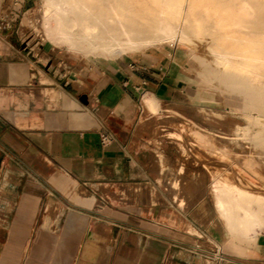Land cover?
Returning <instances> with one entry per match:
<instances>
[{
  "label": "crops",
  "instance_id": "0c3cea01",
  "mask_svg": "<svg viewBox=\"0 0 264 264\" xmlns=\"http://www.w3.org/2000/svg\"><path fill=\"white\" fill-rule=\"evenodd\" d=\"M13 54L0 48V264H211L201 250L214 246L227 258L218 264H264V220L248 240L205 234L215 245L203 249L183 213L112 195L128 180L125 144L141 93L155 111V97L175 88L168 61L145 55L131 61L137 70L116 60L57 70L42 52ZM251 201L249 212L264 216V203Z\"/></svg>",
  "mask_w": 264,
  "mask_h": 264
},
{
  "label": "rangeland",
  "instance_id": "374dc122",
  "mask_svg": "<svg viewBox=\"0 0 264 264\" xmlns=\"http://www.w3.org/2000/svg\"><path fill=\"white\" fill-rule=\"evenodd\" d=\"M113 1L98 3L106 6ZM200 1V5L207 3L217 13H223L230 25L215 29L210 20H203L202 36L189 32L192 44L152 41L141 53L122 54L94 49L78 51L62 44L57 37L49 38L42 23L45 0H0V48L13 51L14 56L27 52L29 56H38L42 52L39 58L46 61L50 57L49 64L57 70L80 68L84 61L96 64L113 60L125 62L130 68L131 61L145 55H153L159 62L168 61L167 71L176 75L175 88L161 101L155 97V111L146 107L141 100L146 93H141L139 119L125 144L128 180L117 185L112 195L129 205L147 202L159 206L164 213H183L191 222L190 240L207 249L215 245L211 243L212 235L223 239L228 233L213 199V176L222 178L228 191L240 192L238 202L242 205L254 202L248 201L251 199H256V205L264 203V2L246 0L253 17H259L251 28L245 16L241 23L237 19L235 12L241 7L237 1ZM241 30L257 35V43L262 45L257 58L260 64L251 73L217 63V44L223 45L222 52L234 61L237 59L230 55L231 50L235 52V41L224 43L220 35H235ZM75 31L79 33V28ZM245 60L253 58L248 56ZM143 71L151 72L150 68ZM179 184L187 199H183ZM236 236L242 237V233Z\"/></svg>",
  "mask_w": 264,
  "mask_h": 264
},
{
  "label": "bare ground",
  "instance_id": "6f19581e",
  "mask_svg": "<svg viewBox=\"0 0 264 264\" xmlns=\"http://www.w3.org/2000/svg\"><path fill=\"white\" fill-rule=\"evenodd\" d=\"M98 1L45 0L46 11L42 23L47 36L51 39L57 37L62 44L78 51L94 49L126 54L141 51L152 41L168 40L173 45L192 44L190 34L198 37L203 35L201 27L203 20H210L215 29H224L230 25L223 13H217L207 3L200 5V0H160L157 3L149 0H114L113 4H106V6L99 4ZM226 1H237L241 6L235 12L238 14L237 19L240 23L245 16V22H248L249 27L256 25L259 17H253L246 6L248 3L246 0ZM253 2H259V0H253ZM229 14L233 15L234 11L230 10ZM76 27L79 28V33H76ZM254 36V33L242 30L235 32V35L232 32L220 35L224 43L235 41V52L231 50L230 55H235L237 59L234 61L222 52L223 45L217 44V63L241 67L247 73L254 72L260 64L257 58L261 53L258 51L262 49V45L259 46L257 43V35ZM248 56L253 60H245ZM225 183L217 175L212 178L215 188L213 199L229 231L227 237L234 236L239 241L242 238L248 240L252 237L249 231L261 224L264 216L262 214L258 217L250 213L249 207H252L254 203L246 202L242 205L238 202L241 193L228 191L224 187ZM188 199L193 200L189 195ZM262 208L260 206L257 209L263 212ZM237 231L242 233V237L236 236Z\"/></svg>",
  "mask_w": 264,
  "mask_h": 264
},
{
  "label": "built area",
  "instance_id": "2783aa9c",
  "mask_svg": "<svg viewBox=\"0 0 264 264\" xmlns=\"http://www.w3.org/2000/svg\"><path fill=\"white\" fill-rule=\"evenodd\" d=\"M130 67L133 70H137L138 69L136 64H134V63L130 64ZM145 69L146 68H143L142 70H145ZM110 141H111V138L107 134H104L102 136L103 144H108ZM214 249L215 250H213V251L201 250V249L200 250L202 251V253L208 254L212 258V260L214 261V264L215 263H217V264L221 263V262H223V261H225L227 259L223 254L220 253L219 249H217L216 246H214Z\"/></svg>",
  "mask_w": 264,
  "mask_h": 264
}]
</instances>
